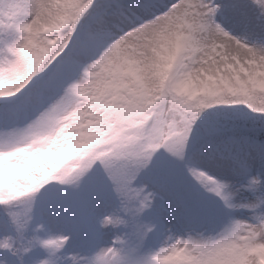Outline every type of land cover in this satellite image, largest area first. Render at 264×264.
Masks as SVG:
<instances>
[{"label":"snow or ice","instance_id":"6c2138e0","mask_svg":"<svg viewBox=\"0 0 264 264\" xmlns=\"http://www.w3.org/2000/svg\"><path fill=\"white\" fill-rule=\"evenodd\" d=\"M233 11L239 35L217 0H0L21 34L0 38V123L21 122L0 128V264H206L244 228L264 244V0Z\"/></svg>","mask_w":264,"mask_h":264},{"label":"clouds","instance_id":"9594fccd","mask_svg":"<svg viewBox=\"0 0 264 264\" xmlns=\"http://www.w3.org/2000/svg\"><path fill=\"white\" fill-rule=\"evenodd\" d=\"M62 22V18L61 21ZM174 27L175 35L177 38L183 37V33L180 32V29L186 27V24L183 20V15H178L174 18ZM204 37L207 38V33L204 34ZM0 57L3 56V52H0ZM8 59L0 60V65L7 64ZM6 69L0 67V94L4 92L3 86V77L5 75ZM97 74L94 75V79L99 78V75L104 74L103 69H97ZM81 95L84 97H89L92 95V89L84 88L81 90ZM256 108L259 111H264V101H259L256 103ZM91 131L84 134L85 139L80 141H66L63 145L62 151L69 156L76 154L77 151L84 147L87 143V137L91 135ZM30 184H21L17 186L14 194L19 195L22 192H26L30 189ZM7 197L0 193V199H6ZM235 239L239 243H230L229 245L220 249L217 253V256L209 261L206 264H264V244H253L252 241L256 239V233L249 231L248 229H240L238 233L234 234ZM199 251V250H197ZM198 264V262H197Z\"/></svg>","mask_w":264,"mask_h":264},{"label":"rangeland","instance_id":"374dc122","mask_svg":"<svg viewBox=\"0 0 264 264\" xmlns=\"http://www.w3.org/2000/svg\"><path fill=\"white\" fill-rule=\"evenodd\" d=\"M217 2L221 3L224 6L225 23L223 24V27L225 28V30L234 29L233 35L242 34L244 32L243 18L239 17L236 13H234L233 6L236 4H240L242 6L244 4V0H217ZM20 36L21 34L19 32H15L14 30H7L6 32H0V38H6L10 42L12 40L19 39ZM3 56H6L7 58L0 57V60L13 58L12 54L7 52L6 50L3 52ZM205 79H209V77H205ZM203 86H204L203 81L194 78L185 85V89L192 90L193 92H198ZM14 123H21V122L5 120L4 122L0 123V128L12 127ZM62 155L63 153L57 156L56 159L62 158ZM229 191H231V189H229ZM235 215L237 217H241L242 214L240 212H236ZM176 259H179V257H177Z\"/></svg>","mask_w":264,"mask_h":264}]
</instances>
